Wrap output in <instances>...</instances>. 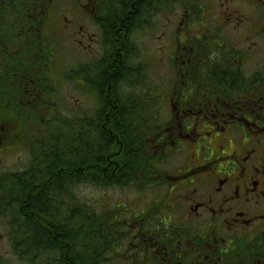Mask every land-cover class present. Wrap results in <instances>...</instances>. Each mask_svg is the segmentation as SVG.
Wrapping results in <instances>:
<instances>
[{"label": "flooded vegetation", "instance_id": "1", "mask_svg": "<svg viewBox=\"0 0 264 264\" xmlns=\"http://www.w3.org/2000/svg\"><path fill=\"white\" fill-rule=\"evenodd\" d=\"M70 1L75 2L81 18L70 22L74 28L70 37L84 39L79 44L87 41L85 49L90 48L89 54L97 48L101 52L115 51L119 63L115 71L121 72L124 56L136 51L131 38L134 31L139 32L145 24L150 28L149 22L156 15L152 10L154 0L147 1L150 4L146 12L139 10L146 0L132 1L135 9L131 5L125 13L118 11L114 3L117 0ZM219 1L228 8L233 0ZM2 2L0 117L15 114L13 129L24 132L36 112L54 113L59 69L55 64L54 80H44L42 65L60 46L55 31L64 33V28L70 27L63 28L59 11H39L38 6L33 11H14L8 10L12 7L10 1ZM239 2L247 5L250 12L245 16L227 12L223 24L213 20L209 12L203 15L183 11L173 33L180 42L174 44L173 55L174 63H180L179 90L165 92L156 99L160 104L156 110L161 113L165 108L171 117L157 123L156 144L155 134L150 138L148 133L145 144L135 145V154L144 157L146 169L134 175L147 178V186L113 189L131 191L137 199L124 201L113 210L105 208L107 225L99 264H264V0ZM84 8L86 13L81 11ZM83 23L95 32L85 33ZM46 37L49 39L43 43ZM43 45L47 50L45 58L41 52L28 54L42 50ZM9 50L21 52L24 65L12 67L7 57ZM254 59L260 70L248 73ZM13 99L23 106L21 112L14 113L3 105ZM148 100L154 104L147 95L146 103L150 105ZM151 109L141 112L142 122L125 126L154 131ZM115 111L120 113L122 109ZM0 120V154L20 146L29 153L31 139L23 133L21 141L12 144L11 125H6L5 117ZM105 125L101 126L104 130ZM119 143L123 152V143ZM183 147L188 148L189 160L185 165L169 167V161ZM156 161L160 162L158 172ZM102 171L107 176L106 166ZM6 173H0V177ZM119 173L120 170L113 175ZM156 178H163V182L152 184Z\"/></svg>", "mask_w": 264, "mask_h": 264}, {"label": "trees", "instance_id": "2", "mask_svg": "<svg viewBox=\"0 0 264 264\" xmlns=\"http://www.w3.org/2000/svg\"><path fill=\"white\" fill-rule=\"evenodd\" d=\"M117 1L114 3H117L118 11L125 13L135 0ZM147 1L139 10L147 11V4H150ZM169 3L170 0H154L152 10L157 14L159 6L167 8ZM133 6L132 10L135 9ZM183 6L184 11L207 13L198 0H184ZM112 25H115V19ZM105 55L104 60L109 61L111 68L99 59L83 68L66 70L72 77L65 78L59 73L56 79L57 83L66 79L68 83L77 85L80 82L81 87L90 88L97 99L92 112L54 117L57 103L53 114L47 115L43 111L38 123L40 133L30 138L27 167L0 177V226L3 228L0 238L5 239L7 247L5 250L0 248V264H99L107 225L105 215L101 212L96 216L98 214L84 203L74 202V189L79 185L102 190L130 185L142 187L148 181L134 175L135 171L146 169L144 157L136 155L134 150L138 148L136 144H145L148 133L150 138L155 134L154 144L157 143V122L154 119V131L133 130L125 125L142 122L141 112L147 107L157 108V105L153 106L148 100L150 105L145 102L144 106L142 102L147 100V95L134 97L133 90H128L127 85H133L135 78L127 65L133 66L136 56H124L123 69L117 73L115 67L119 63L115 51ZM48 57L42 65L45 73L53 72L54 65L58 67L59 64V61L53 62L52 56ZM56 100L55 94L53 101ZM115 108L122 111L118 113ZM105 113L107 117L104 118ZM121 122L124 125H118ZM102 123L106 124L105 130ZM119 141L123 143V152ZM159 163H155V172L160 170ZM104 166L107 167V176L102 171ZM118 170L122 175H113ZM160 182L163 178H156L152 184ZM93 227L98 229L93 236L99 239L98 243L92 238L89 241Z\"/></svg>", "mask_w": 264, "mask_h": 264}, {"label": "rangeland", "instance_id": "3", "mask_svg": "<svg viewBox=\"0 0 264 264\" xmlns=\"http://www.w3.org/2000/svg\"><path fill=\"white\" fill-rule=\"evenodd\" d=\"M10 1V6L7 7L8 10H14V11H33L34 6H38V10H56L59 11L57 16H59V21L62 24L63 28L64 26H69V29L64 28V33L59 30V33L55 31L57 36L59 37L58 41L60 42V46L56 48V52L50 53L49 56H52L53 62L59 61L58 69L59 73H62L65 78L68 77V73L66 70H71V68L74 67V69H80L83 68V66L89 65L91 63H94L99 58L101 60H104L107 52H101L100 48H97L93 50V54H89L88 50L90 49L88 47V50L86 48V42L84 44H79V40L84 42V39L82 38H72L70 37V34L72 33L71 29L73 28V24H70V22H76L79 19H81L76 12L77 6L74 4L75 2H72L70 0H54V3H51V0H8ZM184 0H170V5L168 7V10L164 9V5L159 6L160 11L158 14L154 16L150 23V28L145 26L146 28H149L148 30H145V27H141L140 31L137 32L134 31V34L131 36L133 41L136 44V51H132V54H128L130 56H136L133 66H130V63L127 65L130 67H127L128 70H131L133 74L131 73V76L135 78V82L133 85H127L126 87L128 90H133L132 92L134 97L137 96H145L148 95L149 98H152L154 100L153 106L157 105L160 106V104H157V98L158 96H165V92H172L174 90H179V83L177 78V70L179 68L180 63L175 62L173 59L174 55V44H178L180 42H177L175 37L176 35L173 34L177 26L179 24V21L181 18H183V6ZM202 3V6L205 10V12H209L210 16L214 17L215 21L219 22L220 24H223L226 22V13L227 12H234L236 15H246L250 12V8L245 5L243 2H239L240 0H233L232 3H230V6L222 7L223 1L219 0H198ZM1 4V3H0ZM161 4V3H160ZM0 10H2V7L0 6ZM227 10V11H226ZM81 11H84V13L87 12V9H82ZM77 17V18H76ZM79 23V22H77ZM85 26V33L90 32L93 33L95 30H91L92 28L87 26L85 23H83ZM61 26V27H62ZM66 31V32H65ZM147 35L148 33H150ZM197 34V33H196ZM97 36V35H96ZM183 38V34L181 35ZM174 37V38H173ZM48 37L46 39L42 40L43 43H45ZM49 39V38H48ZM55 42H58L56 37L52 38ZM239 39V38H238ZM241 40V39H239ZM242 41V40H241ZM42 50H35L31 52H28V54L31 56L34 52H41V56L45 58V50L46 47L43 45ZM84 48V49H83ZM92 48V47H91ZM44 50V51H43ZM16 50H9L7 52L8 60L12 62V67H21L24 65V61L21 59V52ZM130 53V52H129ZM10 54V55H9ZM48 55V52H47ZM57 55V57H55ZM128 58V56H126ZM257 60L254 59V65L252 67L247 68L248 73L251 72H257L260 69L257 66ZM123 64V63H122ZM20 65V66H19ZM123 66V65H122ZM123 69V67H122ZM45 71V68H44ZM42 68V77H44V80L53 79L52 71L45 73ZM70 74V73H69ZM83 74V73H82ZM82 74H76V75H82ZM75 75V76H76ZM79 76H76V79L80 81ZM85 76V75H84ZM132 77V78H133ZM178 86H175L177 83ZM82 86V83H78ZM75 85L74 83H68L66 79L64 81H59L58 85H56V100L55 102L58 105L57 110L55 109V116H63L67 117L68 115L72 116H81L82 113L90 114L92 112V109L95 108L97 99L91 91H89L90 88H84L80 85ZM135 87V88H134ZM140 87V90H139ZM142 88V90H141ZM126 89V91H128ZM129 91V92H130ZM128 92V93H129ZM17 97H14V99ZM12 100V103L10 104L6 103L4 101L3 105L7 107V110H12L14 113L18 111H22L23 106L19 104V101ZM139 99V98H138ZM156 100V101H155ZM141 101V100H140ZM17 102V105H16ZM146 100L142 103L144 106L146 105ZM19 106V108H18ZM154 112V119L157 123H164L167 122L169 117H171L169 114H167L166 109L164 108L161 113L156 110V108L151 109ZM146 112V111H145ZM163 112V113H162ZM42 113H37L32 118V122L29 124L28 127H26V130L24 132L16 131L13 129V124L16 123L15 120H17L15 114L8 115L4 114L3 117L6 119L7 124L11 125V134L13 136L12 144H15L16 141H21L22 134L24 133V136L26 139L34 138L35 135H38L40 132L38 129V123H39V117ZM146 114V113H145ZM17 115V114H16ZM1 121V120H0ZM13 123H12V122ZM27 121L23 122L26 123ZM4 124V123H3ZM28 125V124H27ZM26 126V125H24ZM9 129V128H8ZM188 148L183 147L180 150V154L176 156L175 158H172L169 163L167 164L169 167L176 168L178 165H185L186 162L189 160V152L187 150ZM30 160V155L28 153V150L24 151V148L18 147L15 150H4L3 154H0V173L2 172H16V171H23L28 164V161ZM74 202L81 204L84 203L89 209L91 208L93 211H95L99 216L101 212H104L105 208H108V210H113L116 206L120 205L124 201L132 202L133 200L137 199V195L131 191H122V190H102L100 188L88 186V185H79L74 189ZM137 202V201H135ZM1 225V223H0ZM97 227H93L90 230V239L94 240L95 243L99 242V239L93 238V236L96 234ZM0 232H3V228L0 226ZM87 241L86 243H89ZM0 248L5 250L7 249L5 245V239L0 238Z\"/></svg>", "mask_w": 264, "mask_h": 264}]
</instances>
